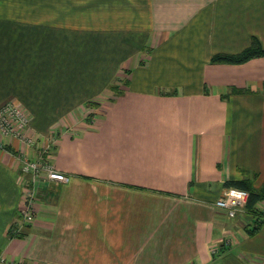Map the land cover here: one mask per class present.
<instances>
[{"label":"crops","instance_id":"crops-1","mask_svg":"<svg viewBox=\"0 0 264 264\" xmlns=\"http://www.w3.org/2000/svg\"><path fill=\"white\" fill-rule=\"evenodd\" d=\"M253 40L264 0H0V106L69 177L9 236L23 194L0 149V264H264V202L252 232L215 205L226 181L264 194V55L213 60Z\"/></svg>","mask_w":264,"mask_h":264},{"label":"built area","instance_id":"built-area-1","mask_svg":"<svg viewBox=\"0 0 264 264\" xmlns=\"http://www.w3.org/2000/svg\"><path fill=\"white\" fill-rule=\"evenodd\" d=\"M27 121L28 118L26 117L25 113L14 103L7 102L0 106L1 149L4 147L2 140L3 135H13L14 137H18V139L23 145H30L31 143L32 145H34L36 143L35 138L31 139V136H29V134L27 133ZM52 143L53 139L39 143L41 153L37 159L31 160L29 156L27 157L24 154H22L20 157V162L24 172H32L30 178L32 183L30 185L27 184V182L25 181L24 175L20 174L18 176V180L20 182L24 181L26 182L25 185H28V187H26L25 197L23 196V202L20 213L24 220H28L34 214L32 207L34 205L35 192H37V190L35 189L36 184L50 181L67 182L69 179L67 174L55 169L49 161L43 160L44 154H47L49 152ZM42 172H44V174ZM231 188L243 190L248 193L246 189L238 188L235 186H227L223 189L220 197L215 201V205L220 208H223L226 211L228 217L234 218L240 211H243L245 209L248 197L246 203H244L243 206H241L239 202H237L235 207H232L230 205L226 206L224 202L228 199V197L225 195V191ZM3 260L4 256H1L0 254V263Z\"/></svg>","mask_w":264,"mask_h":264},{"label":"rangeland","instance_id":"rangeland-1","mask_svg":"<svg viewBox=\"0 0 264 264\" xmlns=\"http://www.w3.org/2000/svg\"><path fill=\"white\" fill-rule=\"evenodd\" d=\"M26 130H27V133L29 134V136H31L30 137L31 139L35 138V136L28 131V124H27ZM6 139H8L9 142ZM2 140H3V145H4L2 150H5V151L9 152L15 158V163L17 165L16 169H17V172H18L17 180H18V176L21 174V175L25 176V181L27 182L26 176H29L31 178V173L32 172L31 173L30 172H24V170L22 169L21 162H20V157H21L22 154H24L27 157L29 156L31 158V160L37 159L40 156V153H41V148H40V144L39 143H41L43 141H47V140H40V139L37 140L35 138L36 143L34 145H32V143L30 145H26V144L23 145L20 142V140L18 139V137H14L13 135H3L2 136ZM12 141L16 142V145H17L16 149H12L9 146L10 143H12ZM50 151L51 150L49 149V152L47 154H44L43 160L49 161L53 165V162L51 161L50 156H49ZM53 167H54V165H53ZM42 173L44 174V172H42ZM18 182L22 186V194L25 197L26 187H28V185H25L26 182H24V181L20 182L18 180ZM30 182H31V179H30ZM46 183H48V182H46ZM41 186L43 187L44 185L41 184V183L40 184L38 183V184L35 185V189L38 191L39 189H41L40 188ZM36 197H37V192H35V196H34V205L32 207L33 211H34V207H35ZM261 202H264V201H261ZM21 207H22V204H21V206L18 209V213H17L18 214V220H17V222L11 223V225H10V227L8 229L9 236H20L22 234L21 227H23L28 222H30L32 220L33 216H34V214H33L28 220H24L23 217L20 214L21 213ZM0 254H1V256H4V260L1 263H5L6 262V257L4 255V253L0 251Z\"/></svg>","mask_w":264,"mask_h":264},{"label":"trees","instance_id":"trees-1","mask_svg":"<svg viewBox=\"0 0 264 264\" xmlns=\"http://www.w3.org/2000/svg\"><path fill=\"white\" fill-rule=\"evenodd\" d=\"M264 55V48H261L255 40L252 41L251 45L247 47L245 50L241 51L237 54H217L213 57L214 61H222V62H228V63H240L248 60L249 58ZM225 184L227 186H235L238 188H243L248 191V200L246 203L245 208L249 210L250 212L255 213L257 216V223L254 227L251 228V232L254 231L256 228H258L260 221L258 219L263 220L259 216L261 215V212L259 208H257V203L261 202V200L264 197V194L261 192L255 191L253 188L250 187L248 183L245 181H226Z\"/></svg>","mask_w":264,"mask_h":264},{"label":"clouds","instance_id":"clouds-1","mask_svg":"<svg viewBox=\"0 0 264 264\" xmlns=\"http://www.w3.org/2000/svg\"><path fill=\"white\" fill-rule=\"evenodd\" d=\"M225 195L228 197V199L224 202L226 206L230 205L232 207H235L237 202L240 203L241 206H243L244 203H246L248 193L243 190H238L236 188L227 189L225 191ZM234 215V213H233Z\"/></svg>","mask_w":264,"mask_h":264}]
</instances>
